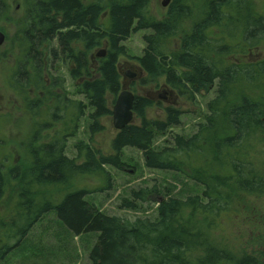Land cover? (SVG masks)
I'll use <instances>...</instances> for the list:
<instances>
[{"label":"trees","instance_id":"trees-1","mask_svg":"<svg viewBox=\"0 0 264 264\" xmlns=\"http://www.w3.org/2000/svg\"><path fill=\"white\" fill-rule=\"evenodd\" d=\"M150 1L24 0L10 39L16 52L9 84L19 93L36 92L33 99H24V106L41 116L38 130L56 121L62 128L50 143L42 144V159L36 156L26 172L0 163V201L14 186L25 221L20 238L51 210L74 235L96 233L88 253L90 264H264V220L248 221L254 227L251 234L240 231L229 237L221 227L224 217H257L248 200L264 197V60H231L235 53L264 41V13L256 9L254 0H202L197 14V0H172L165 15L156 18L149 10ZM7 11V0H0V21ZM243 11L246 18L239 16ZM228 26L233 29L227 31ZM139 29L151 30L143 36L142 55L135 57L146 75L141 84L164 77L165 84L191 98L215 86L204 121L191 136L175 134L171 145L154 149V132L164 133L177 125L180 111L167 106L164 120H148L145 108L154 101L135 94L132 109L139 123L116 131L112 154L78 141L76 157H67L66 140L76 134L85 114L91 134L102 129L100 117L111 115L106 100L110 95L114 102L120 91L117 63L126 53L121 42ZM101 45L105 55L92 58ZM68 61L73 64L71 78L81 79L77 93L86 103L52 90L63 87L59 75L51 74L48 84L44 78L46 69ZM45 104L43 116L40 108ZM125 147L140 150L146 167L182 173L201 185L202 192L159 201L155 220L105 214L85 198L90 193L86 188L72 187L59 201L39 197L36 186L69 184L81 175H100L109 185L105 165L124 169ZM156 193L152 186L131 195L144 201ZM133 200L121 205L135 208ZM244 244L253 247L248 251Z\"/></svg>","mask_w":264,"mask_h":264},{"label":"rangeland","instance_id":"rangeland-1","mask_svg":"<svg viewBox=\"0 0 264 264\" xmlns=\"http://www.w3.org/2000/svg\"><path fill=\"white\" fill-rule=\"evenodd\" d=\"M162 1H150L149 10L156 18H162L165 15L172 0H168L166 6L161 4ZM202 2V0H197L196 14L203 5ZM254 2L256 9L264 13V0H254ZM7 3V14L0 21V31L4 34L3 43L0 45V139H2L0 142V163L5 167L20 166L26 172L25 169L33 166L36 156L42 159V144L50 143L51 140H48L54 136L57 130L62 128V124L56 121L51 127L38 130L42 120L41 116L34 114L24 106V99H33L36 92L30 89L27 93H19L17 88L9 84L10 71L14 65L13 53L16 52L12 50L14 46L11 45L10 39L14 35L18 19L23 14L24 0H7ZM242 14L239 16L246 18L248 13L243 11ZM239 21L245 22V19L239 18ZM232 29V26L227 27V31ZM150 33V29L130 32L129 36L121 42L126 53L118 58L117 67L121 84L133 93L150 99V94L165 92L164 98L157 96V98H152L154 103L145 108V117L148 120H164L166 117L165 107L167 106H173L180 111L177 125H170L164 133L154 132L153 148L160 149L166 145H171L172 136L175 134L189 137L196 132L198 124L205 119L207 102L215 95V86L208 92L196 93L191 98L188 93H181L169 85L170 88H165L163 85L165 83L164 77H160L156 82L149 81L141 84V80L146 75L140 69L135 57L142 55L145 48L143 36ZM55 42L53 41V46L57 47ZM178 43L179 39L175 38L173 45L177 46ZM79 48H82V45H79ZM99 51L105 52V46L101 45L95 48L92 58L95 59V54ZM231 60L237 63H253L264 60V41L249 47L247 51L242 50L235 53ZM72 67L73 64L69 61L62 64L56 63L54 70H45L44 78L48 84L51 74L59 75L63 79V87L52 90L64 94L70 99H82L86 103L82 95L77 93L81 79H72L70 76V68ZM125 72L133 73L134 79L125 80ZM252 95L258 97V90L254 91ZM106 102L111 109L113 98L110 95H107ZM45 111H47V104L40 108L41 115ZM89 122L90 120L85 114L80 120L76 134L67 138L65 148L67 157H76L74 144L78 141L89 143L104 155L113 153L111 140L116 130L112 125L111 115H104L99 118L102 129L93 134L89 132ZM134 122L139 123V119L134 118ZM36 129L37 131H35ZM121 160L124 163L122 170L105 165V169L111 176L110 184L107 186L106 180L100 175H81L74 178L69 184L56 181L42 187L36 186L38 195L40 198L49 196L51 200L59 201L68 191H71L72 187L86 188L90 193H87L85 198L105 214L117 215L129 220L135 218L155 220L157 219L159 201L167 197L185 198L188 195L202 192L201 185L182 173L146 167L141 151L136 148H123ZM80 161L81 158L77 160V162ZM152 186L157 189L156 194H149L144 201L133 200L131 195L133 190ZM16 192L15 187L11 186V191L6 192L0 201V264H90L88 253L97 239V234L74 235L60 222L52 212L53 210L44 213L20 238L25 221L20 216L21 208L16 202ZM125 200H133L135 208H127L121 205ZM248 203V207L257 210V217L241 218L236 215L224 217V224L221 227L229 237H232L231 235L238 236L240 231L251 234V229L254 227L248 226V223L254 222L252 224H256V220H264V197L248 200ZM245 239L246 237L242 243H246ZM228 241L230 242V240ZM244 245L248 251L253 247V245ZM4 248L7 250L1 253Z\"/></svg>","mask_w":264,"mask_h":264},{"label":"water","instance_id":"water-1","mask_svg":"<svg viewBox=\"0 0 264 264\" xmlns=\"http://www.w3.org/2000/svg\"><path fill=\"white\" fill-rule=\"evenodd\" d=\"M168 0H163L161 4L163 6L167 5ZM4 34L0 31V45L3 43ZM97 56H102L103 52H97ZM127 76L131 77V74H127ZM133 99L134 94L132 91L125 88V86L121 85V91L118 93L114 100V104L112 106V125L115 130L122 129L125 125L129 124L133 120Z\"/></svg>","mask_w":264,"mask_h":264},{"label":"flooded vegetation","instance_id":"flooded-vegetation-1","mask_svg":"<svg viewBox=\"0 0 264 264\" xmlns=\"http://www.w3.org/2000/svg\"><path fill=\"white\" fill-rule=\"evenodd\" d=\"M134 77H135V75L132 73V76H131L130 78H128V77H127V72H125V76H124V79H125V80H132V79H134ZM163 85H164L165 88L168 87L167 84H165V83H164ZM168 88H170V87H168ZM164 90H165V89H164ZM149 96H150V99H152V98H157V97H158V98H160V97H163V98H164V97H165V92L156 93V94H150ZM156 96H157V97H156Z\"/></svg>","mask_w":264,"mask_h":264}]
</instances>
